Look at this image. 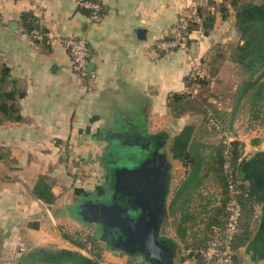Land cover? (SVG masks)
<instances>
[{"label": "crops", "instance_id": "crops-1", "mask_svg": "<svg viewBox=\"0 0 264 264\" xmlns=\"http://www.w3.org/2000/svg\"><path fill=\"white\" fill-rule=\"evenodd\" d=\"M100 3L101 20L93 25L76 8L75 0H0V62L9 68L14 88L24 94L17 101L20 121L0 119L1 242L39 245L46 241L28 228L29 219L39 207H45L31 193L37 178L46 177L56 198V186L74 178L67 165L74 169L78 163L92 164L96 148L107 142L108 134L135 130L159 134L165 142L162 132H170L172 141L185 126H193L190 145L204 159L199 176L202 184L214 180L218 186L214 172L207 167L214 147L223 140L240 143L236 175L248 235L235 251V264H264V131L257 136L244 133L234 119V109L221 107L228 96L222 87L226 63H220L211 79L207 109L220 114L226 133L211 134L203 117L195 113L174 118L166 106L170 94L195 96L198 89L194 85L188 88L185 79L206 77L214 51L221 54L218 47L226 44L228 32L235 29L229 1ZM210 3L217 9L210 32L204 34L196 21L185 49L156 54L155 42L165 37L180 13L209 10ZM220 6L226 10L225 19ZM23 15L32 17L45 32L43 41L26 33ZM64 37L87 40L91 56L86 77L73 73L69 56L58 41ZM163 155L170 166V179L175 178V194L185 180L186 168Z\"/></svg>", "mask_w": 264, "mask_h": 264}, {"label": "trees", "instance_id": "trees-1", "mask_svg": "<svg viewBox=\"0 0 264 264\" xmlns=\"http://www.w3.org/2000/svg\"><path fill=\"white\" fill-rule=\"evenodd\" d=\"M225 1H229L230 6L234 10V27L239 39L235 45L233 54L231 55V62L240 66L246 76L236 89L234 105L237 106L242 99H246L249 103L250 115H252L254 119H258V115H261L264 112V0H259L258 2H253L251 0ZM209 5V7H211L209 10H198V21L204 34H207L213 29L215 13L217 11V9L214 8L213 3H210ZM218 10L223 14V18L225 19V8L220 6ZM22 23L26 33L29 35L34 30H38L40 33L45 34V32L36 24L35 20L29 15L22 16ZM196 24L197 23H191L188 31L194 29ZM210 63L209 72L206 77L196 80L189 76L185 79L188 88L194 83H196L199 88L204 89L209 87L210 80L217 74L219 67L216 58H213ZM23 95L22 92L17 91L14 88V81L11 78L9 68L0 62L1 120L9 122L20 121L21 117L17 101L21 99ZM209 97L210 94L207 91L202 90L195 96H192L188 92L180 94L173 93L167 97L166 106L168 107L171 116L174 118L187 113L204 115L207 112L206 106L208 105L207 99ZM210 113L219 121L220 114L217 111L213 110L210 111ZM193 130V126H185L176 136H174L168 149L171 157L179 160L187 169V176L180 185L178 191L175 192L170 204L171 210H174L181 215L177 226V235L181 242L184 241L187 230V227L181 225L193 218V213H188L190 212L187 210L188 203L193 195L199 193L203 181L199 176L204 159L200 156L198 151L190 145ZM226 149L230 152L232 166L236 170L241 145L237 141L225 142L223 140L213 149V157L211 163L207 164V167L214 172L217 182L222 189L223 200L215 210L217 216H214V218L207 223V228L214 226L222 227L227 218L226 206L228 198L222 175L223 152ZM169 167L170 166L168 165V169ZM31 193L36 200L45 205H51L55 200L51 185L44 176H39L37 178ZM242 210L239 231L232 243L234 264L235 251L244 243L248 235L243 225V204ZM212 235L213 230L207 235L201 251L207 247ZM91 239L92 242L89 241L84 246L75 244V242L72 241V244L78 245L82 251L88 252L87 256L78 251L68 249L35 247L21 254L17 260V264H101L99 256L92 252L94 239ZM170 242L177 251L178 243L175 240H170ZM87 246H89V249L86 250ZM195 261V264H203L201 253H198Z\"/></svg>", "mask_w": 264, "mask_h": 264}, {"label": "rangeland", "instance_id": "rangeland-1", "mask_svg": "<svg viewBox=\"0 0 264 264\" xmlns=\"http://www.w3.org/2000/svg\"><path fill=\"white\" fill-rule=\"evenodd\" d=\"M251 1L258 2L259 0ZM196 21H198V19ZM196 21L192 23H195ZM238 40V35L235 29L233 33L228 32L226 44H223L217 49L219 52H221V54L217 53V51H214L213 53V58H216V61L219 65L223 62L226 63L225 72L223 74L225 83L222 87L223 91H227L226 93L228 96L224 97L220 103L222 108L234 109V119L236 120V123L242 127L244 133H255V136H257L259 131H264V112L261 115H258V119H254L253 116L250 115L249 103L246 99H242L237 106L234 105L236 89L246 77L240 66L234 64L233 62L230 64L231 55L233 54ZM194 78L196 80L201 79L196 75ZM193 85L195 86L196 90L199 88L196 83ZM210 85L208 88H199L197 93L202 90L207 91L211 95ZM207 104L208 105L206 106V109H209V102ZM209 111L210 110H207L206 114L200 115L203 117V122L207 128H209L207 122V113ZM219 121L222 124L224 122L221 118H219ZM210 130L211 134L216 135H223V132H227L225 126L223 132L213 128ZM162 133L165 135V144L162 150L170 162L171 155L168 154L171 141L170 132L164 131ZM109 137L111 140L109 139L107 142H101V146L96 148L95 159L92 164L78 163L74 168L75 171L72 164H70V167H68V163L65 164L67 165V169L69 168L71 177L73 176L74 178H72L69 183L63 186H56V200H54L51 205L44 204L45 207H39V210L37 209L38 211H36L35 217L29 219L28 228L34 230L37 234H41L40 236L44 237L46 241L39 243V245L34 242L30 243V241L26 242L25 244L18 245L14 242L3 243L0 240V264H17V260L21 254L35 247L68 249L78 251L81 254L87 256L88 252L82 251L78 245L84 246L89 241L92 242L91 238L94 239L92 252L99 256L101 264H132L133 259H128L126 256L118 257L117 255H113L105 248L100 247L99 240L94 236L95 225L92 222L83 220L73 208L76 204H78L82 196L94 197L105 191L107 186V178L105 166L102 161L107 154V145L110 146L112 144H116L115 141H118L112 136ZM83 167L89 168V171L87 170V172H85V169L81 170ZM90 169H93V172ZM186 176L184 178H186ZM213 183H215L214 180H207L204 182L199 189V193L193 195V197L190 199L187 210L190 211L188 212L189 214L193 213V218L181 225L187 227L184 241L181 242L177 235V226L179 224L181 215L170 208L171 200L174 197V188L176 186V182L175 178H173V181L170 179L169 173L168 194L165 203L166 215L159 231V237L168 240H175L178 243L177 251L174 257V264H195V258L198 253H200L207 235L215 227L207 228V223L213 219L214 216H217L215 210L223 200V194L218 182V186L216 183L215 185ZM41 221H44V226H40ZM72 241L78 245L72 244ZM87 249H89V246H87L86 250Z\"/></svg>", "mask_w": 264, "mask_h": 264}, {"label": "built area", "instance_id": "built-area-1", "mask_svg": "<svg viewBox=\"0 0 264 264\" xmlns=\"http://www.w3.org/2000/svg\"><path fill=\"white\" fill-rule=\"evenodd\" d=\"M75 6L80 11H85L90 24H97L101 20L100 0H75ZM196 10L184 11L179 14L176 22L172 24L164 38L155 42L156 54L172 52L177 49H185L189 35V26L198 19ZM31 38L35 41H43L45 35L38 30L32 31ZM59 43L67 52L71 69L74 74L86 77L88 74V61L91 51L87 40L83 37L59 38ZM47 42V40H46ZM208 127L215 130H223V125L211 113L207 115ZM222 175L227 193V218L222 227H214L213 235L207 247L200 253L203 264H234L232 243L239 231L242 217L241 186L236 170L232 166L229 150L223 152Z\"/></svg>", "mask_w": 264, "mask_h": 264}, {"label": "water", "instance_id": "water-1", "mask_svg": "<svg viewBox=\"0 0 264 264\" xmlns=\"http://www.w3.org/2000/svg\"><path fill=\"white\" fill-rule=\"evenodd\" d=\"M156 156L146 158L131 169L125 168L123 172L136 174L144 168L153 170L158 159L163 165L160 179L151 174L149 184L144 185L142 189L136 185L127 188L126 205L108 206L101 203L97 206L98 214L104 219V223L119 234L122 247L130 255H140L136 264H174L176 254L170 240L159 239V231L166 215L169 169L165 156L158 152ZM136 212L139 213L138 216L133 217L132 214Z\"/></svg>", "mask_w": 264, "mask_h": 264}, {"label": "flooded vegetation", "instance_id": "flooded-vegetation-1", "mask_svg": "<svg viewBox=\"0 0 264 264\" xmlns=\"http://www.w3.org/2000/svg\"><path fill=\"white\" fill-rule=\"evenodd\" d=\"M108 135L118 141H115L116 144L107 145V154L102 161L107 178L106 189L103 193L94 197L82 196L73 208L83 220L92 222L95 225L94 236L99 240L100 247L116 254L118 257L126 256L128 259H133L132 264H136L140 259V255L135 253L130 255L122 247L119 234H116L113 228L104 223V219L98 214L97 206L101 203L108 206L126 205L128 203L125 195L127 188L136 185L142 189L144 185L149 184L151 174L158 176V179H160L163 165L158 159L153 170L144 168L140 173L130 174L123 172V169L136 167L148 157H157V152L163 155L162 148H164L165 142H162L163 138L159 134L150 136L135 130L115 132V134ZM138 214L136 212L132 215L137 217ZM159 239L161 238L159 237Z\"/></svg>", "mask_w": 264, "mask_h": 264}]
</instances>
